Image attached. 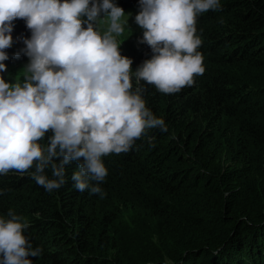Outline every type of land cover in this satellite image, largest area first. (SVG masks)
<instances>
[{"label":"trees","instance_id":"1","mask_svg":"<svg viewBox=\"0 0 264 264\" xmlns=\"http://www.w3.org/2000/svg\"><path fill=\"white\" fill-rule=\"evenodd\" d=\"M115 2L139 10V0ZM220 4L197 18L205 72L193 86L162 94L141 82L168 131L149 130L128 152L103 157V198L74 188L75 161L51 193L28 173L0 175V216H23L29 242L43 249L33 264H140L115 260V221L126 204L133 224L146 222L139 230L155 226L162 236L178 221L172 264H264V0ZM12 35L8 55L26 47L31 31L20 20Z\"/></svg>","mask_w":264,"mask_h":264},{"label":"clouds","instance_id":"2","mask_svg":"<svg viewBox=\"0 0 264 264\" xmlns=\"http://www.w3.org/2000/svg\"><path fill=\"white\" fill-rule=\"evenodd\" d=\"M220 9V0H139V43L152 56L133 71L117 39L129 15L115 0H0V73L7 71L14 21L31 31L15 53L29 63L14 83L0 75V175L28 173L51 193L75 161L74 188L103 198V157L128 152L149 130L168 131L146 106L141 82L162 94L193 86L205 72L197 18ZM28 227L14 210L0 216V264H33L30 258L42 254L26 237Z\"/></svg>","mask_w":264,"mask_h":264},{"label":"rangeland","instance_id":"3","mask_svg":"<svg viewBox=\"0 0 264 264\" xmlns=\"http://www.w3.org/2000/svg\"><path fill=\"white\" fill-rule=\"evenodd\" d=\"M138 12L139 10L136 7H132L125 11V13L129 15L124 18L127 21L125 32L117 38L121 44V54L132 59V66L135 65L139 59H141V65L152 56L151 48L146 44L139 43L143 36V30L135 22V16ZM19 21V19L14 21V25H17ZM15 53H17L16 50L10 53V61L7 60L4 62L7 65V71L0 73V75H3L6 82L9 83H14L17 75H19L29 63L28 57L23 58V56L20 55L17 58ZM12 55H14L13 58L11 57ZM192 204L195 205L196 208L201 207V199L200 201L195 199ZM129 207V204L121 207L123 213L115 221V260L118 261L123 257L124 260L128 259L131 262L140 260V264H157L163 262L172 264L173 261L170 257L176 250L170 249L176 244L173 239V231L178 225V221H172L169 233L161 228L162 236H160L161 234L155 226L150 227L147 231L145 228L139 230V228H141L139 226H145L146 222L142 224H133L135 220L133 217L136 215ZM149 219L152 218H148V220ZM153 224L156 225V220ZM163 225L165 226L166 222H164ZM126 246V251L123 252ZM166 250L170 251L169 255ZM146 255H155V259L152 262L145 261L143 257ZM178 260H174V262Z\"/></svg>","mask_w":264,"mask_h":264},{"label":"bare ground","instance_id":"4","mask_svg":"<svg viewBox=\"0 0 264 264\" xmlns=\"http://www.w3.org/2000/svg\"><path fill=\"white\" fill-rule=\"evenodd\" d=\"M23 57H25V58H26L27 56H26V55H24Z\"/></svg>","mask_w":264,"mask_h":264}]
</instances>
